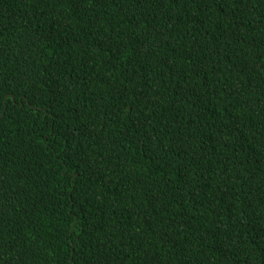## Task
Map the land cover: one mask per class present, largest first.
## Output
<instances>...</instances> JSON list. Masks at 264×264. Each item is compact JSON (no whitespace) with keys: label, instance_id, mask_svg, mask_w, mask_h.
<instances>
[{"label":"trees","instance_id":"obj_1","mask_svg":"<svg viewBox=\"0 0 264 264\" xmlns=\"http://www.w3.org/2000/svg\"><path fill=\"white\" fill-rule=\"evenodd\" d=\"M0 264H264V0H0Z\"/></svg>","mask_w":264,"mask_h":264}]
</instances>
